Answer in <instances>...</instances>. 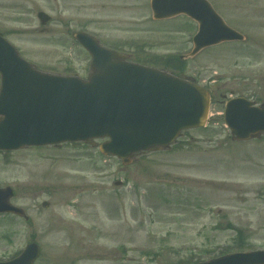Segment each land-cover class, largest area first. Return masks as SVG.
Returning <instances> with one entry per match:
<instances>
[{
    "label": "rangeland",
    "instance_id": "374dc122",
    "mask_svg": "<svg viewBox=\"0 0 264 264\" xmlns=\"http://www.w3.org/2000/svg\"><path fill=\"white\" fill-rule=\"evenodd\" d=\"M209 1L245 40L206 47L183 59V69L167 67L209 89L205 128L129 165L100 153L101 140L0 151V187L13 189L11 202L29 217L0 215V256L30 240L45 264H148L153 255L167 264L184 247L264 248V135L235 140L222 117L230 97L264 104V0ZM38 11L50 16L46 24ZM194 25L182 14L153 20L149 0H0V34L38 69L64 75L89 73L76 31L134 54H187Z\"/></svg>",
    "mask_w": 264,
    "mask_h": 264
},
{
    "label": "water",
    "instance_id": "95a60500",
    "mask_svg": "<svg viewBox=\"0 0 264 264\" xmlns=\"http://www.w3.org/2000/svg\"><path fill=\"white\" fill-rule=\"evenodd\" d=\"M150 7L155 19L185 14L198 23L186 57L244 39L208 0H150ZM37 16L42 24L49 20L44 12ZM74 37L91 56L86 79L37 70L0 35V150L107 138L100 151L127 165L136 153L162 149L182 130L205 124L206 89L169 71L127 61L89 34ZM223 119L234 139L250 140L264 133V104L229 99ZM11 196L10 187L0 188V212L22 215L9 203ZM37 254L38 247L30 244L19 258L0 264H34ZM202 264H264V251L236 252Z\"/></svg>",
    "mask_w": 264,
    "mask_h": 264
},
{
    "label": "flooded vegetation",
    "instance_id": "af4514ba",
    "mask_svg": "<svg viewBox=\"0 0 264 264\" xmlns=\"http://www.w3.org/2000/svg\"><path fill=\"white\" fill-rule=\"evenodd\" d=\"M112 45L114 46H118V47H121V44H118V43H111ZM8 215H12V214H8ZM13 216V215H12ZM17 217V216H16ZM24 220L28 221L29 218H24ZM29 242H33V240H30ZM29 242H27L26 244H28ZM35 242V241H34ZM25 244V245H26ZM233 247H235V243L233 244ZM235 249V248H234ZM179 251L180 252H173L175 254H178L179 256H176V258H171V259H168L167 260V264H199L200 262L204 261V260H207V259H211V258H214V257H219V256H222L224 254L227 253V251L224 249V250H218L216 252H214L213 250L209 251H201V250H195V248H179ZM40 254H41V249L39 251V254H38V257L37 259L35 260V264H45L44 262H39V259L41 258L40 257ZM3 258H0V260H2ZM91 259H88V260H85V261H90ZM125 259L121 260V261H124ZM78 262L82 261V260H77ZM75 262L74 264H86L85 261L83 263H78V262ZM156 264V258L154 257V255L149 259V263L148 264Z\"/></svg>",
    "mask_w": 264,
    "mask_h": 264
},
{
    "label": "trees",
    "instance_id": "16d2710c",
    "mask_svg": "<svg viewBox=\"0 0 264 264\" xmlns=\"http://www.w3.org/2000/svg\"><path fill=\"white\" fill-rule=\"evenodd\" d=\"M176 60L175 59H173V58H169V59H167V62L168 63H171V62H175ZM177 61H179V59H177ZM182 63H184V62H182ZM176 65V67H177V64H175ZM179 66V65H178ZM179 67H181V68H183L184 67V65H182V66H179Z\"/></svg>",
    "mask_w": 264,
    "mask_h": 264
}]
</instances>
